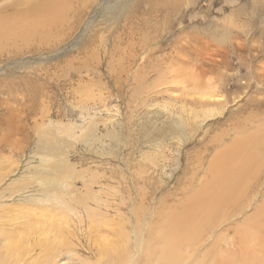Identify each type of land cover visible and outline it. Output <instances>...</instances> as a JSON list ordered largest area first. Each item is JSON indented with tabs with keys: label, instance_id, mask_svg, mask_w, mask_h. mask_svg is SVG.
Returning <instances> with one entry per match:
<instances>
[{
	"label": "rangeland",
	"instance_id": "374dc122",
	"mask_svg": "<svg viewBox=\"0 0 264 264\" xmlns=\"http://www.w3.org/2000/svg\"><path fill=\"white\" fill-rule=\"evenodd\" d=\"M66 11L48 44L0 45V224L29 263L128 264L137 239L160 254L218 137L257 134L264 164V0Z\"/></svg>",
	"mask_w": 264,
	"mask_h": 264
},
{
	"label": "bare ground",
	"instance_id": "6f19581e",
	"mask_svg": "<svg viewBox=\"0 0 264 264\" xmlns=\"http://www.w3.org/2000/svg\"><path fill=\"white\" fill-rule=\"evenodd\" d=\"M70 7L71 0H0V45L35 38L48 44L54 30L66 21V9ZM240 131L244 134L217 138L219 150L211 160L206 157L209 153L204 156L206 163L196 174H203L199 183H190L177 207L171 205L165 224L168 241L159 243V249L164 250L157 254L155 246H145L143 240L137 239L136 250L131 254L138 252L142 259L134 256L128 264H156L158 257L165 264H264V164L258 154L260 137L245 134L244 128ZM1 225L4 230H0V264H28L24 255L28 249H23L20 233L16 236V230ZM250 241H255V246L242 251ZM8 253L16 254L11 258Z\"/></svg>",
	"mask_w": 264,
	"mask_h": 264
}]
</instances>
